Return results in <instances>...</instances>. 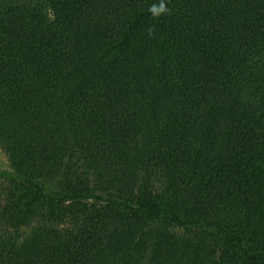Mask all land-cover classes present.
<instances>
[{
	"label": "trees",
	"instance_id": "16d2710c",
	"mask_svg": "<svg viewBox=\"0 0 264 264\" xmlns=\"http://www.w3.org/2000/svg\"><path fill=\"white\" fill-rule=\"evenodd\" d=\"M0 264H264V0H0Z\"/></svg>",
	"mask_w": 264,
	"mask_h": 264
},
{
	"label": "rangeland",
	"instance_id": "374dc122",
	"mask_svg": "<svg viewBox=\"0 0 264 264\" xmlns=\"http://www.w3.org/2000/svg\"><path fill=\"white\" fill-rule=\"evenodd\" d=\"M0 166L4 168H10V161L5 152L0 148Z\"/></svg>",
	"mask_w": 264,
	"mask_h": 264
}]
</instances>
